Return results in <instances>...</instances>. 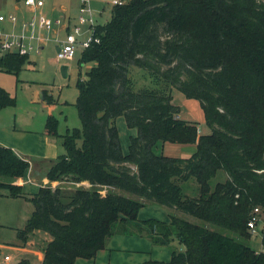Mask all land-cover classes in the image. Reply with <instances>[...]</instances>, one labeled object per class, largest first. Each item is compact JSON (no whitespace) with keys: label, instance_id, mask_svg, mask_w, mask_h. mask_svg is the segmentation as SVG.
Instances as JSON below:
<instances>
[{"label":"trees","instance_id":"16d2710c","mask_svg":"<svg viewBox=\"0 0 264 264\" xmlns=\"http://www.w3.org/2000/svg\"><path fill=\"white\" fill-rule=\"evenodd\" d=\"M111 14L91 27L78 59L81 130L62 136L66 154L47 170L50 181L70 185L28 195L15 181L30 162L0 146V195L29 198L34 207L18 238L25 243L37 230L50 236L41 264L94 259L112 237L133 231L156 245L175 235L183 247L168 261L143 264H264L248 227L254 208L264 210V0H130ZM29 62L8 52L0 55V70L17 75ZM134 68L151 85L138 88ZM174 89L200 102L209 134L179 118ZM15 103L0 86V110ZM120 116L137 130L126 154L115 125ZM57 127L50 116L46 132L57 137ZM165 143L196 150L189 157L158 154ZM220 172L227 179L214 183ZM189 181L195 195L185 190ZM147 202L203 224L176 214L169 222L140 219Z\"/></svg>","mask_w":264,"mask_h":264},{"label":"rangeland","instance_id":"374dc122","mask_svg":"<svg viewBox=\"0 0 264 264\" xmlns=\"http://www.w3.org/2000/svg\"><path fill=\"white\" fill-rule=\"evenodd\" d=\"M43 1L45 2L43 13L52 21L53 27L51 31L48 32L46 29L39 30L36 26H30L26 35H33L34 38L31 40L28 38L25 39L26 42H31L39 48H45L42 54H31L33 58H36L38 62L37 66L27 67V69L21 70L17 75L0 70V86L5 88L16 100L15 105L7 106L0 110V139L10 137L12 129L18 126H24L27 123H32L34 125L46 124L50 116H53L58 121L57 138L61 143L63 139L62 136L73 133L76 129L81 130V120L75 106L79 94L77 87L79 55L72 60H58L56 57V46L65 41L69 30L71 32L74 25L77 24L76 18L83 3L82 0ZM112 1L113 0L87 1L86 6L92 10L95 24H105L111 20ZM0 11L6 14L13 13L17 15L15 26L11 22L10 24L13 26L9 23H0V32L3 37L7 35L21 37L24 34L23 23L30 21L34 16L37 17V12H40L36 11L33 7L26 6L24 0H0ZM65 19L70 21L69 29L64 24ZM57 20L62 21V23L57 24ZM90 37L91 24L87 22L81 25L78 40L87 42ZM79 54H81L80 50ZM63 64L70 67L68 70L69 77L67 78H64L61 74L60 68ZM86 70V68L83 69V78L86 77ZM132 72L136 78L138 88L151 85L149 78L142 75L141 72L135 68ZM43 95H52L53 103L48 104L47 101H44L42 99ZM173 95L174 104L181 108L179 118L196 123L201 133L209 134L210 128L205 123L204 112L200 102L196 99L185 97L183 93L176 89L173 90ZM115 125L120 134L123 152L126 154L128 152L130 137L135 136L137 130L127 126L124 116L118 117ZM79 145H81V141ZM195 149V145L185 146L165 143L163 146H160L156 152L170 157H185L189 156ZM64 154H66L65 148L62 155ZM54 163L55 161L49 164V167ZM226 179L227 175L224 172H220L214 183L216 181H225ZM58 184L70 185L61 181H59ZM99 189L103 190V188L100 187ZM196 189L197 186L193 181H189V183L185 185V190L189 195H195V192H197ZM105 190L106 188L102 192L104 193ZM115 191L136 199L132 194L120 190ZM33 208V202L31 200L8 197L7 191L2 190V194L0 195V243L2 244L3 253L9 252V254L11 253L15 257V259H12L8 264H17L22 259V256L19 255L20 252L16 251L15 253L12 249H9V247L22 243L17 236V229H22L25 226V220L31 216L29 213ZM145 208L146 210H144ZM145 208L141 209L139 213L141 219L156 218L162 220L163 218H169L170 214H176L192 223L203 224V222L197 218L153 202H147ZM138 224L139 228H145L142 223ZM207 226L213 230H221L211 225ZM133 232L134 234H129L131 236H125L130 238L125 243L129 242V245L139 250H132L130 248L129 251H122L119 252L120 254H115L113 256L114 259L121 257L123 262H127L128 258H130L138 262V260L145 255L147 256L146 261L163 260V258H166L163 254L165 252L167 254L169 253V260L173 249L181 250L183 248L175 235L172 237L169 245H156L148 235H140L138 231ZM223 232L232 235L228 231ZM49 238L50 236L46 232L37 230L29 235L27 242L21 244L23 246L26 245L29 250L30 264H41L42 261L40 262L39 253L45 248ZM263 238V235L258 233L249 239V244L257 252H264ZM138 239H140V241H138ZM141 239L144 240V242ZM113 245L116 246L118 244L114 243ZM157 246L163 248H157ZM113 252L116 253L115 251Z\"/></svg>","mask_w":264,"mask_h":264},{"label":"crops","instance_id":"0c3cea01","mask_svg":"<svg viewBox=\"0 0 264 264\" xmlns=\"http://www.w3.org/2000/svg\"><path fill=\"white\" fill-rule=\"evenodd\" d=\"M113 1H112V4H113ZM114 6L115 5L113 4L111 11H112ZM44 9H45V2H44V6L42 8L35 9L36 11H40V12H37L38 13L37 17H35V16L32 17V19L30 21L35 20L37 23V19L39 18V16L41 14L44 15V13H43ZM0 14L8 17L10 14H13V13L6 14V13H2L0 11ZM78 17H79V14L76 18L77 23H78ZM10 22L15 26L17 21L12 22L9 18H6V20L3 23H5V24L9 23L10 24ZM12 24H10V25H12ZM64 24L69 29L70 21L69 20L67 21L65 19ZM36 28L39 30H43V29H40L38 25H36ZM23 29H24V33H25L27 31V29L24 26H23ZM78 42L79 43H78L76 56L79 55V57H80L81 54H79V50H80V53H82L83 48H81V47H83L82 43H84V42H81L79 40H78ZM39 50L40 51L35 53V54H42L43 51L45 50V48L41 47V48H39ZM58 50H59V45L56 46V55H57ZM37 64H38V62H37L36 58H33L30 55V62L25 66L24 69H27V67H36ZM89 67L90 66H88L87 68H89ZM69 69H70V67H69ZM68 77H69V74H68ZM49 98L53 99V96L52 95H49V96L43 95V97H42V99L44 101H47L48 104H52L53 102L50 103ZM39 100H40V98H39ZM201 134H204V133H201ZM192 145H195V144H192ZM0 146L12 148L18 156H20L21 158L30 162V168H28L24 177L19 178L15 181L16 184H19L23 187V190L28 195L35 194L36 192H38V190L41 187H52V188H54V187L59 185L58 184L59 182H52L49 180V178L47 177V170L49 169V164H51L53 161L57 160V158L62 155V153L64 151V147L62 146V143L60 142V140L56 136H50L46 132V124L34 125L32 123H27L24 126L15 127L14 129H12L10 137H8V138L4 137V138L0 139ZM185 146H188V145H185ZM190 148H192V147H190ZM192 153H193V151L191 152V154ZM191 154H189V156ZM189 156H185V157H189ZM80 185L84 186L85 188L91 187L90 183L87 181L82 182ZM21 199L30 200L29 198H21ZM144 210H146V208ZM32 212H33V209L30 211L29 215H31ZM29 218H30V216L25 220V224ZM139 218L141 219V217H139ZM154 219H156V218H154ZM160 221L169 222L170 217L167 219L163 218ZM125 236H131V235H123V234L122 235H115L110 240V243H108L107 248L98 252L96 258H94V259L80 258L76 261L75 264H143V263L147 262L146 261L147 256H145V255L143 256V258L139 259L138 262H135L134 260H131L130 258H128L127 262H123L121 257H118L117 259L113 258V256L115 254H120L119 252H122V251H129L130 248L132 250H139V249H136L135 247L129 245V242L125 243L130 239L129 237H125ZM50 239L51 238H49V240ZM138 241H140V239H138ZM142 241L144 242V240H142ZM114 243L118 244V245L114 246L113 245ZM21 244H23V242L18 244V245H14L12 247H9V249H12V251H14L15 253H16V251L20 252L19 255L22 256L21 257L22 259L26 258V259H29V261L31 262V260L29 258L30 253H29L28 248L26 247V245L23 246ZM0 246H2L1 243H0ZM157 248H163V247L157 246ZM113 251H115L116 253H114ZM1 252L3 253V249H1ZM5 254H9V252H6ZM163 254L166 256V258H163V261H168L169 253L167 254L164 252ZM10 255L12 256V259H15V257L11 253H10ZM43 256H44V249L42 250V252L39 253L40 262L42 261ZM83 260H86V261H83Z\"/></svg>","mask_w":264,"mask_h":264},{"label":"built area","instance_id":"2783aa9c","mask_svg":"<svg viewBox=\"0 0 264 264\" xmlns=\"http://www.w3.org/2000/svg\"><path fill=\"white\" fill-rule=\"evenodd\" d=\"M88 0H82V7L79 11L78 23L74 25L73 30L67 35L65 41H63L59 45V50L57 52L58 60H72L75 58L78 48V34L81 31V25L89 22L91 27L95 25V21L92 15V10L86 6ZM130 0H114V5H121ZM24 4L26 6L33 7L35 9L42 8L44 6L43 0H24ZM6 18H9L12 22L17 21V16L15 14H10L8 17L0 14V23L4 22ZM62 23V21L57 20V24ZM38 25L40 29H46L48 32L51 31L53 24L50 19L41 14L37 19V23L35 20L25 22L23 26L27 29L29 27H33ZM26 31V32H27ZM26 32L21 37H14L11 35H7L5 37L2 36L0 32V53L4 55L8 52H15L19 55H31L32 53L39 52V47L32 44L31 42H26L25 39L29 40L33 39V35H26ZM98 42L99 39L97 38ZM88 41L82 43L83 48L88 46ZM248 227L250 232L253 235L261 233L264 237V210L256 207L251 213L250 219L248 221ZM2 246H0V264H8L12 260V256L10 254H5L1 252Z\"/></svg>","mask_w":264,"mask_h":264},{"label":"water","instance_id":"95a60500","mask_svg":"<svg viewBox=\"0 0 264 264\" xmlns=\"http://www.w3.org/2000/svg\"><path fill=\"white\" fill-rule=\"evenodd\" d=\"M68 69H69V66L66 65V64H63V65L61 66V73H62V76H63L64 78H67V77H68Z\"/></svg>","mask_w":264,"mask_h":264}]
</instances>
